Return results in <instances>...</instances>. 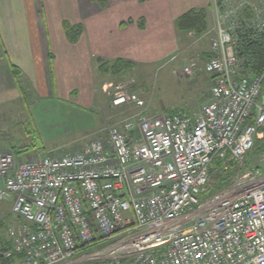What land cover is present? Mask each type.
<instances>
[{
    "label": "built area",
    "instance_id": "2783aa9c",
    "mask_svg": "<svg viewBox=\"0 0 264 264\" xmlns=\"http://www.w3.org/2000/svg\"><path fill=\"white\" fill-rule=\"evenodd\" d=\"M210 55L203 66L210 96L198 114L106 125L61 156L22 160L0 151V203H10L19 220L3 257L20 256L17 264H264V70L237 77L230 29L222 25ZM197 69L191 63L183 74ZM110 100L113 109L144 106L124 85ZM233 170L226 189L210 195Z\"/></svg>",
    "mask_w": 264,
    "mask_h": 264
},
{
    "label": "crops",
    "instance_id": "0c3cea01",
    "mask_svg": "<svg viewBox=\"0 0 264 264\" xmlns=\"http://www.w3.org/2000/svg\"><path fill=\"white\" fill-rule=\"evenodd\" d=\"M220 1L230 6L233 0ZM200 9L207 13L208 30L217 28L215 37L221 25L229 26V18L223 20L224 10L219 11L213 0H0V45L11 74L0 80V103L7 89L12 90L10 100L22 99L16 86L20 81L23 90L35 91L48 102L67 100L91 108L96 104L97 59L140 62L143 40H165L167 29L177 33L178 18ZM66 21L84 27L76 43L66 35ZM13 67L20 70L18 79ZM0 68L6 70L4 65ZM6 150L13 151L12 146ZM50 152L46 149L41 155Z\"/></svg>",
    "mask_w": 264,
    "mask_h": 264
},
{
    "label": "rangeland",
    "instance_id": "374dc122",
    "mask_svg": "<svg viewBox=\"0 0 264 264\" xmlns=\"http://www.w3.org/2000/svg\"><path fill=\"white\" fill-rule=\"evenodd\" d=\"M213 5H219V11L225 12L223 15L233 8L239 13L244 11L247 20L253 17L259 22L264 21V0H233L230 6L225 4L226 7L222 1L213 0ZM247 10L251 11V18H247ZM233 20L231 17L228 22ZM216 29L212 26L200 37L177 31L176 36L167 29L163 41L146 38L142 41V60L131 62L132 67L125 72L115 75L112 71L102 74L97 70L94 82L96 104L91 108L67 100L48 102L35 91L23 90L20 87L22 82H17L22 99L10 100L8 96L12 90L3 91L7 98L0 103V150L8 149L9 145L15 150L22 147L26 150L22 155L25 160L42 157L41 153L44 154L46 149L53 150L47 156H61L76 152L96 139L106 125L122 126L141 116L155 117L180 112L198 114L210 96L212 76L203 70V66L211 53V41L216 38ZM2 51L0 45V67L4 65L6 69ZM191 63H196L198 69L193 75L185 76L183 70ZM8 75L11 77L8 69L0 68V80L5 81ZM118 85H124L135 93L144 106L128 105L113 109L110 97ZM16 86H12L15 94ZM227 179L226 175L221 184L217 181L208 193L213 195L225 190L229 184ZM18 224L10 203H0V255L13 238L9 231L16 229ZM0 264L14 263L0 260Z\"/></svg>",
    "mask_w": 264,
    "mask_h": 264
},
{
    "label": "trees",
    "instance_id": "16d2710c",
    "mask_svg": "<svg viewBox=\"0 0 264 264\" xmlns=\"http://www.w3.org/2000/svg\"><path fill=\"white\" fill-rule=\"evenodd\" d=\"M99 3L102 8L105 7V4H102L101 2ZM243 12L234 17V20L229 23V25L232 24V26H229L228 28L230 29L232 46L237 59V77H252L260 75L264 70V21L259 22L257 21V18L253 19L250 10L246 11V13H248V15H246L247 18H252L250 20H247L244 18ZM130 24H132V21L130 22ZM144 26V20H142L141 28L144 29ZM63 27L71 43H76L84 32V27L82 25H71L67 21L64 22ZM175 29L180 34L194 33L198 37L203 36L208 31L206 11L203 9L191 10L175 21ZM210 57L211 55L208 56V58ZM96 64L98 66L97 70L102 74L112 71L113 74L117 75L119 73L121 74L122 72H125L130 67H132L131 62L124 61L122 59H118L113 62H108L103 59H97ZM13 70L15 73V78L18 79L20 76V70L16 67H13ZM12 149L17 156H22L24 153H26L25 151H23L22 147L18 148V150H15L14 148ZM232 174L234 173L231 172L225 174L220 180H218L219 184H221L220 181H222L226 175L228 176V179L226 181H228ZM11 248L12 240H9L6 247L2 249L0 260L5 263L12 262L14 264H17L18 260L16 258L19 259L20 256L11 260H6L3 257V253L9 251Z\"/></svg>",
    "mask_w": 264,
    "mask_h": 264
}]
</instances>
